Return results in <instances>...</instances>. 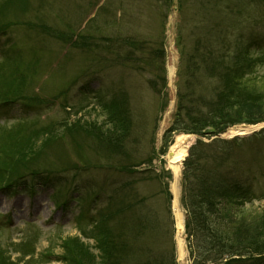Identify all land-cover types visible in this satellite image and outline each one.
I'll return each mask as SVG.
<instances>
[{"label":"trees","instance_id":"obj_1","mask_svg":"<svg viewBox=\"0 0 264 264\" xmlns=\"http://www.w3.org/2000/svg\"><path fill=\"white\" fill-rule=\"evenodd\" d=\"M30 2L0 0V37L14 29L25 28L28 34L44 40H55L66 46V49L89 52L93 49L129 56L131 52L136 54L138 50L134 48L141 45L139 42L126 45L109 40L100 47V42L90 35L79 34L71 29L67 32L58 30L41 19L26 20ZM127 47L128 52L125 51ZM260 50L264 54V45ZM212 58L210 61L215 59ZM262 64L264 56L253 58L247 50L234 53L228 62L222 52L213 63L206 64L207 69L211 66L210 76L216 77V80L207 81L206 85L215 90L211 91V95L198 96L200 109L197 113L191 112L196 110V106H192L190 111L187 109L191 104L190 95L178 93L175 124L171 131L196 134L212 140L236 125L263 124L264 75L253 78ZM107 65L105 63L103 69ZM41 67L40 59L24 60L21 53L15 52L13 57L5 56L0 63V107L19 104L24 111L33 112L43 106L56 105L59 100H65L70 95L83 75L95 78L97 72L102 71L92 70V65L87 66L55 94L47 96L35 89ZM198 69L196 67V72ZM185 72L188 74L189 70ZM88 90H81L80 95ZM122 90L113 91L110 97L101 91L93 92L98 106L97 110H93L95 119H92V112H89V119H86V114L78 117L85 111L82 107L75 112L74 119L69 112V117L62 120H26L8 130H0V193L11 194L28 183H33V187H67L64 190L71 194L72 191H85L86 205L80 218L89 217L90 208H97L98 200L93 199L110 187L99 181L84 183L86 180L82 174L89 166L119 176L134 173L133 164L126 161L134 120L129 96ZM99 119L104 121L99 122ZM87 149L92 150L98 163H90L85 157ZM263 152L264 129L252 136L233 140L219 137L207 143L198 139L190 149L184 163L183 203L187 212L186 233L194 264H264V210L254 212L244 208L246 202L257 198L251 181L255 180L256 174H264ZM164 193L170 195L167 187ZM90 196H93L92 200H88ZM68 202L69 198L59 202L55 198L58 208H68ZM121 202L122 198L118 195L109 206L97 213L96 218L90 217L93 227L88 231V236L91 235L95 240L98 254L90 255L77 240L76 243L85 251L84 255L79 246L66 241L62 256L65 263L177 264L172 244L170 252L158 253L153 248L158 239L152 240L144 234L143 230L149 227L147 221L139 217L135 221L136 228L126 223L130 219L131 205L140 207L147 200L137 199L133 204ZM119 204L116 208L115 205ZM119 208L125 219H118L121 213ZM128 232L134 233L128 236ZM30 245L28 241L22 246V251L25 252L26 246ZM0 264H16L1 245Z\"/></svg>","mask_w":264,"mask_h":264},{"label":"rangeland","instance_id":"obj_2","mask_svg":"<svg viewBox=\"0 0 264 264\" xmlns=\"http://www.w3.org/2000/svg\"><path fill=\"white\" fill-rule=\"evenodd\" d=\"M25 19H41L58 30L67 32L71 29L79 34L90 35L100 42V47L109 40L126 45L129 42H139L141 45L134 48L138 50L136 54L131 52L129 56L116 52L93 51V49L92 52L66 49V46L55 40L53 42L28 34L25 28L8 32L0 37V63L5 56L13 57L15 52L21 53L24 60L40 59L42 71L35 87L40 94L44 93L47 96L55 94L68 80L78 76L87 66L92 65L94 66L92 70L102 69L106 73L97 80H93L92 77L81 80L77 88L84 91L89 88L88 92L80 95L81 90L72 89L66 100H61L53 106H43L30 113H22L18 106L0 107V130H8L17 123L29 119L51 122L68 118L69 110L65 108H71L72 119L75 118V112L82 107L86 109L78 117L86 114V119H89V112H92V119H95L96 113L93 110L98 106H95L93 91L101 88L109 95L114 90L122 88V91L129 96L134 120L133 133L128 146L129 157L126 161L132 163V167L136 166L137 173L133 177L126 178L116 176L113 187L119 186L122 181L134 182L132 190L127 189L121 193L122 202L133 204L137 199L147 200V203L140 207L131 205L130 219L126 223L136 228L135 221L141 217L149 226L143 230L144 234L150 236L152 240L158 239L153 247L156 252H170L172 244L175 247L174 254L178 264H194L187 234H185L187 259L185 262L179 261L176 238L178 225L173 210L174 200L164 193V183L168 184L171 194L174 183V176L167 169L168 152L174 145L176 137L182 134L175 132L168 135L167 132L175 124L173 114L178 93L190 95L191 104L187 109L190 111L192 106H196V110L191 111L193 113H197L200 109L198 96L211 94L213 87L208 88L206 83L216 80V77L210 76L211 66L207 69L206 64L213 63L222 52L228 62L233 58L234 53L240 50H254L257 44L264 45V2L31 0ZM90 41L88 43L91 45ZM253 42L255 46H250ZM128 50L129 47L125 48L126 52ZM154 59L156 60L153 61ZM105 63L108 65L103 69L101 64ZM196 67L199 68L197 72ZM185 70H189L192 76H189V72L186 74ZM263 75L264 68L257 70L253 78ZM236 126L243 127V125ZM236 126L224 132L223 138L229 139L231 130ZM263 126L254 125L256 131ZM195 140L196 137H193L190 146ZM164 151L166 153L162 154ZM85 157L90 163H98V158L91 149L86 150ZM86 170L85 177L89 180L102 181L111 177L105 171L94 169L93 165ZM255 176V180L251 181V187L257 198L246 202L244 208L247 211L261 212L264 210V174ZM30 186L31 183L26 189L9 195L0 194V244L8 250L12 260H19V252L29 239L32 240L29 246L32 257L28 255L19 264H65L63 257H59L62 256L60 245L65 239L77 246L79 245L76 241L79 240L89 254L95 255L98 251L93 246L92 239L84 236V232L87 231H82L84 228L80 227L89 228L91 224H86L77 217L82 203L72 201L68 210L61 209L50 200L53 194L51 188L47 193L39 192L35 195ZM178 187L181 190L178 200L181 201L182 212L186 215L182 202L183 166ZM110 194L115 196L114 192ZM86 195V192L77 193L74 199ZM114 199L112 198V201ZM59 200L56 199L57 202ZM107 204H109V194L100 197L96 203L98 209L91 207L90 213L97 215L98 210ZM119 206L120 204L115 205L116 208ZM118 210L121 211V208ZM8 217L10 220L7 219ZM118 219H125L122 211ZM131 233L134 232H128V236ZM80 239L84 242L82 243ZM79 249L81 253H85L80 246ZM48 252H53L55 256Z\"/></svg>","mask_w":264,"mask_h":264},{"label":"bare ground","instance_id":"obj_3","mask_svg":"<svg viewBox=\"0 0 264 264\" xmlns=\"http://www.w3.org/2000/svg\"><path fill=\"white\" fill-rule=\"evenodd\" d=\"M255 129L251 127L234 128L230 132V136H244L252 133ZM191 136L181 134L176 137L174 145L171 147L173 152L172 157H167V169H169L174 176V183L172 184V192L175 196L173 202V210L177 219V251L180 262H185L187 259V249L185 243V219L182 212L181 204L178 200L180 188L178 182L182 173L183 161L188 154V148L192 141Z\"/></svg>","mask_w":264,"mask_h":264},{"label":"water","instance_id":"obj_4","mask_svg":"<svg viewBox=\"0 0 264 264\" xmlns=\"http://www.w3.org/2000/svg\"><path fill=\"white\" fill-rule=\"evenodd\" d=\"M243 128V127H242ZM170 156H172L173 155V153L172 152H170V154H169Z\"/></svg>","mask_w":264,"mask_h":264}]
</instances>
